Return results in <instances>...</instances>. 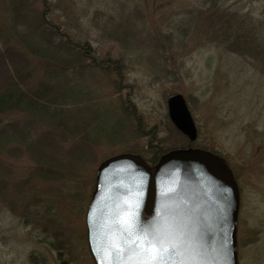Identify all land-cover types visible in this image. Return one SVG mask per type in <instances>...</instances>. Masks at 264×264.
Masks as SVG:
<instances>
[{"label": "rangeland", "instance_id": "374dc122", "mask_svg": "<svg viewBox=\"0 0 264 264\" xmlns=\"http://www.w3.org/2000/svg\"><path fill=\"white\" fill-rule=\"evenodd\" d=\"M45 2L26 0L25 9L80 46L85 56L70 73L81 74L65 83L82 99L68 108L76 126L23 118L27 139L0 151V264H94L85 215L98 165L125 152L156 163L177 149L210 151L230 169L240 195L237 262L264 264V0ZM8 7L0 0L3 27ZM217 14L230 30L211 27ZM33 79L34 88L41 73ZM175 94L193 141L169 118ZM61 130L74 132L61 139ZM48 153L52 160L37 161Z\"/></svg>", "mask_w": 264, "mask_h": 264}, {"label": "water", "instance_id": "95a60500", "mask_svg": "<svg viewBox=\"0 0 264 264\" xmlns=\"http://www.w3.org/2000/svg\"><path fill=\"white\" fill-rule=\"evenodd\" d=\"M174 126L196 128L180 94L167 100ZM239 189L223 160L203 150H171L149 164L119 153L102 161L85 215L94 264H143L148 239L162 237L170 264H238Z\"/></svg>", "mask_w": 264, "mask_h": 264}, {"label": "trees", "instance_id": "16d2710c", "mask_svg": "<svg viewBox=\"0 0 264 264\" xmlns=\"http://www.w3.org/2000/svg\"><path fill=\"white\" fill-rule=\"evenodd\" d=\"M42 2L46 3L45 0ZM210 2L213 4L212 2L216 0ZM25 4L26 0H7L12 18L6 27L0 25V151L9 146L11 139L16 142L27 139L29 133V125L25 120L27 118H37L51 127L76 126L77 124H72L70 121L72 118L69 115L72 114L68 108L77 105L80 103L77 101L82 99L67 92L72 88H69L70 85L66 84V81L79 73L77 71L70 73V67L72 64L79 66L85 54L81 53L80 46L74 44L70 38L63 39L64 35L59 36L61 34L59 25L47 23L42 16L29 18ZM216 16L211 27L221 26L216 32L222 31V33L230 30V26L226 27V22L231 20L224 19L221 14ZM31 19L34 23L30 21ZM126 37L124 31L122 39L125 41ZM12 41L16 43V48L9 46L8 43ZM77 65H73L72 68ZM38 73H41L42 79L38 86L33 88L31 83ZM62 92L65 93L64 98L61 97ZM85 117L83 116L82 120L87 119ZM80 127L82 128L81 125ZM68 132L74 130H61L59 136L69 135ZM60 138L67 139L66 136ZM47 141L55 142L52 139ZM34 148L36 151L37 147ZM31 151L35 153L32 148ZM42 156L46 158L45 161L51 159V154L48 153L47 156L41 154L38 162H42L40 160ZM44 164L43 162L40 165ZM47 167L51 168L46 165V169ZM65 263L63 261L62 264Z\"/></svg>", "mask_w": 264, "mask_h": 264}, {"label": "snow or ice", "instance_id": "6c2138e0", "mask_svg": "<svg viewBox=\"0 0 264 264\" xmlns=\"http://www.w3.org/2000/svg\"><path fill=\"white\" fill-rule=\"evenodd\" d=\"M143 251L149 257L143 264H170L165 257L171 254L173 247L168 245L162 237H157L148 239Z\"/></svg>", "mask_w": 264, "mask_h": 264}]
</instances>
